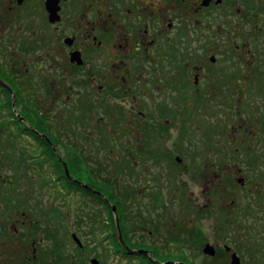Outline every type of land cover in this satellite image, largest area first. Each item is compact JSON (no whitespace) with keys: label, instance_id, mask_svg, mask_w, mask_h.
Instances as JSON below:
<instances>
[{"label":"flooded vegetation","instance_id":"flooded-vegetation-1","mask_svg":"<svg viewBox=\"0 0 264 264\" xmlns=\"http://www.w3.org/2000/svg\"><path fill=\"white\" fill-rule=\"evenodd\" d=\"M52 8L0 0V264H103L89 228L81 235L62 208L77 196L89 203L90 178L97 192L116 195L100 183L104 172L135 171L141 192L156 195L166 193L164 176L195 179L187 194L201 193L213 223L237 193L264 212V0H60ZM38 79L54 81L46 90ZM238 79L258 99L254 119L231 102ZM203 116L215 117L207 132ZM191 128L199 139H189ZM115 224L104 243L121 262L208 264L222 246L229 264L239 256L220 234L201 240L204 228H195L200 254L174 253L177 237L168 242L143 222L130 233L125 221Z\"/></svg>","mask_w":264,"mask_h":264},{"label":"rangeland","instance_id":"rangeland-1","mask_svg":"<svg viewBox=\"0 0 264 264\" xmlns=\"http://www.w3.org/2000/svg\"><path fill=\"white\" fill-rule=\"evenodd\" d=\"M53 81L54 79H45V81L40 82L38 79V82H40L41 85L45 84L46 90L51 88ZM246 81L247 79H238V84L236 81L237 89L234 93L236 96L231 102L233 103L234 108H242L244 111L243 113H245V115H243L244 118L254 119V115L256 114L253 113L254 106L252 105V102L255 100V103H257L258 99L252 94L251 89L247 88L244 91L241 89L249 87V85L247 86ZM38 82L37 84H39ZM260 103H262V101H260ZM202 118L204 130L207 132L210 129V124H214L215 117L203 116ZM223 118H225V116H223ZM235 118L240 121L241 115H238ZM80 120L78 122H80ZM78 126H81L80 123ZM190 130L189 139H199L198 132L192 128ZM125 135L126 134H122L124 140L127 139ZM97 151L98 149H96L95 153ZM96 159L101 160L100 158ZM225 164H229V162ZM241 164L244 163L239 162L233 165L242 168ZM208 165L210 164L208 163ZM245 165L244 166L247 170L250 165L247 163H245ZM110 167L115 169L113 166ZM98 170L104 172V169L100 167ZM134 172H131L129 175L123 174L120 176H116V174H112L111 172H104L105 177H101V175L98 176L101 184L104 185L105 183L102 182H108L110 187H113L117 192L116 195H109L111 197L113 196V201H109V203H111L109 207H119V211L117 210L116 213L111 211L112 208H109L108 210L102 205L96 204L92 199H89L88 203L81 196L73 197L71 199L72 201L67 204V206L64 205L65 208H62L63 219L64 216L67 215L65 214L68 211L67 209L71 210V212L68 213V219L73 221L75 228L79 230L81 235H85L86 230L89 228V247L91 250L97 249V255L101 256L102 254L103 264H133L119 261L120 259L114 256L112 251H110L111 243H104V238L106 239V236H108L107 232L114 229L116 225L115 223H119V214L121 224L125 221L126 225L123 226L128 233L131 232V229H133V231L136 230L137 232L140 222H143L144 226L150 227L151 229L157 228L160 237L168 242L174 241L177 237V244L169 243L168 250L173 251L174 253L182 251L199 253L200 249L198 248L200 247V242L198 240L199 235L201 234H198L200 232L197 230L204 228L206 232L201 240H204V238L205 242L214 240L215 237L217 238L220 234L223 241H226L229 246L232 245L233 249L236 247L235 249L238 250L242 264H264V212L251 211L247 205L249 198L246 194L237 193V197L235 198L237 207L233 206L230 203V198H228L227 204L223 205H228L229 207H222L223 210L221 211V214H218V217L214 220L216 223H213V219L210 216H207L213 211V209L211 210L212 207L203 208V202L200 201L201 193H198L199 197L197 195L194 196L191 193H189V195L187 194L189 191L187 188H192V186L196 187L193 184H197V180L194 179L191 182L186 181L184 183L178 177V179L172 181V185L171 179H166V176H164V180L169 183L166 187L165 194H145V191L141 192L144 185L138 183V180L134 176ZM89 181L92 182L93 185V187L90 186L92 193L100 199L102 198L107 201L109 196L105 195L106 198L101 192V195L94 192L99 189L97 187L100 186L98 182L91 178ZM227 182H229V180H227ZM202 187L203 185L198 186L197 191H200ZM103 188L106 189L105 187ZM180 188L183 189L180 190ZM209 195H207V197ZM63 197L64 196H62V198ZM186 211H189L187 213L190 215L186 214ZM157 214L161 215L163 219L159 218V215L156 216ZM204 215L208 217L210 221L205 222ZM190 216L196 217L191 218ZM190 218L194 221V227L192 226ZM212 226L215 228L217 226L218 233H215V230L210 228ZM196 227L197 230L195 229ZM189 241H191L190 246H188L190 244L188 243ZM93 253H95V251H92L89 256H93ZM213 261H208V264H229V258L225 255L223 246L220 248L218 262L217 260Z\"/></svg>","mask_w":264,"mask_h":264},{"label":"water","instance_id":"water-1","mask_svg":"<svg viewBox=\"0 0 264 264\" xmlns=\"http://www.w3.org/2000/svg\"><path fill=\"white\" fill-rule=\"evenodd\" d=\"M60 0H48V9L49 11L54 14L55 10H53V6L58 4ZM115 210V209H114ZM205 253L209 254V255H214V249L212 247H210V245H208L205 249ZM92 264H99V262L97 260H93ZM232 264H241L240 262V258L237 256V254H234L232 256Z\"/></svg>","mask_w":264,"mask_h":264},{"label":"trees","instance_id":"trees-1","mask_svg":"<svg viewBox=\"0 0 264 264\" xmlns=\"http://www.w3.org/2000/svg\"><path fill=\"white\" fill-rule=\"evenodd\" d=\"M109 199L113 201V196H112V197H111V196H109ZM114 199H115V197H114ZM94 200H95V202L102 203L100 200H99V201H97L98 199H96L95 197H94ZM118 209H119V207H118ZM118 211H119V210H118ZM120 220H121V219H120Z\"/></svg>","mask_w":264,"mask_h":264}]
</instances>
